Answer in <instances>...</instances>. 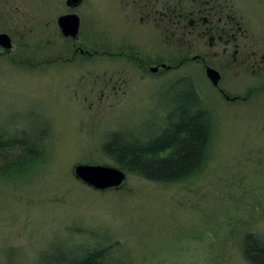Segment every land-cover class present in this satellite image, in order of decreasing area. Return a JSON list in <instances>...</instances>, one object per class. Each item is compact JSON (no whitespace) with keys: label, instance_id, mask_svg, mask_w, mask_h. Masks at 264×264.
I'll use <instances>...</instances> for the list:
<instances>
[{"label":"rangeland","instance_id":"rangeland-1","mask_svg":"<svg viewBox=\"0 0 264 264\" xmlns=\"http://www.w3.org/2000/svg\"><path fill=\"white\" fill-rule=\"evenodd\" d=\"M65 1L0 0V32L12 41L0 51V141L22 139L24 155L40 157L18 174L11 150L12 169L0 168L12 173L0 175V264H65L96 244L114 250L112 264H248L221 236L227 224L264 233V0H219L239 27L234 37L209 45L207 35H183L186 51L211 61L233 100L197 62L151 72L110 57L128 45L158 67L175 53L163 28L160 42L129 21L125 2ZM68 12L80 19L75 40L56 21ZM73 42L98 54L74 52ZM185 73L216 124L199 172L163 184L123 170L124 182L102 191L74 177L76 163L112 165L103 143L161 141L177 104L173 81Z\"/></svg>","mask_w":264,"mask_h":264},{"label":"trees","instance_id":"trees-1","mask_svg":"<svg viewBox=\"0 0 264 264\" xmlns=\"http://www.w3.org/2000/svg\"><path fill=\"white\" fill-rule=\"evenodd\" d=\"M192 80V77L185 73L173 81V84L178 86L173 94L177 104L172 109V118L167 117L169 124L166 126L169 127L163 129L161 141L150 140L141 145H100V151L112 160V165L127 173L163 184L185 181L202 169L208 160L216 124L213 114L202 104ZM43 147L41 146L40 150ZM26 149L19 138L0 141V161L9 160L0 168L12 169L14 158L7 159L11 150L19 152L18 156L16 154L17 171L14 172L24 174L27 169L33 168L39 163L40 157L25 156L23 151L27 152ZM0 175L6 177L12 173ZM227 226L229 227L221 236L225 248L230 244L228 242L235 240L241 257L248 264H264V233L248 228L237 231L235 226ZM113 251L109 246L96 244L90 249L86 248L84 252L77 253L65 264H112L110 255Z\"/></svg>","mask_w":264,"mask_h":264},{"label":"flooded vegetation","instance_id":"flooded-vegetation-1","mask_svg":"<svg viewBox=\"0 0 264 264\" xmlns=\"http://www.w3.org/2000/svg\"><path fill=\"white\" fill-rule=\"evenodd\" d=\"M120 2H125L123 9L126 8L127 18L130 22L137 20L140 24L144 26L151 33L157 35L159 41L161 42V33L162 28L165 31V36H163V41L167 45H170L175 53L169 55L167 62L156 63L157 66L146 65V62L143 61L140 56L136 55L134 50H131V47L126 45L123 50H116L118 52L107 53L111 56H122L133 66L148 68L151 72L167 69H178L182 65H191L194 62H197L201 65V69L205 74L207 67L211 66V61L202 57L201 53H195L191 55L186 51L185 47H190L189 45H183L185 42L183 37L184 34L193 35L192 38H196L197 35L203 37L207 35V42L209 45L213 43V38L218 40L224 36H233L235 32L239 31L238 26H233L232 17H229L222 14V5L219 3V0H118ZM216 2V3H215ZM70 7V6H69ZM71 8V7H70ZM181 10V12L179 11ZM125 17V18H126ZM126 18V19H127ZM137 18V19H136ZM236 24V23H235ZM80 27V26H79ZM155 31H153V30ZM176 33H179L176 36ZM11 38V37H10ZM168 38V39H167ZM184 38V39H183ZM189 38V36H188ZM187 38V39H188ZM198 38V37H197ZM71 39V38H70ZM183 39V41H182ZM228 39V38H227ZM73 51L79 52L80 54H85L92 56L97 55L98 52H92L89 49H84L73 42ZM115 48H113L114 50ZM1 53H8L9 50H4L0 47ZM183 55V56H182ZM186 55V56H185ZM185 57V58H184ZM57 60L64 61L66 58L62 59V56L59 54ZM254 66V64H253ZM153 67L157 69L152 70ZM159 70V71H160ZM218 71L217 69H215ZM219 73V80L217 85H212L209 78L206 76L210 84L217 89L219 94L228 100L235 99V96H230L223 88L219 87L218 84L221 79V73Z\"/></svg>","mask_w":264,"mask_h":264},{"label":"water","instance_id":"water-1","mask_svg":"<svg viewBox=\"0 0 264 264\" xmlns=\"http://www.w3.org/2000/svg\"><path fill=\"white\" fill-rule=\"evenodd\" d=\"M81 0H66L67 6L74 7ZM57 25L63 37L76 39L78 36L80 19L74 12L61 14L56 19ZM0 47L9 50L12 47L10 36L5 32H0ZM157 68L153 67L155 71ZM206 76L212 85H217L219 73L212 67L205 70ZM72 174L83 184L95 190H107L119 187L125 180V172L117 166L103 163H76L72 167Z\"/></svg>","mask_w":264,"mask_h":264}]
</instances>
